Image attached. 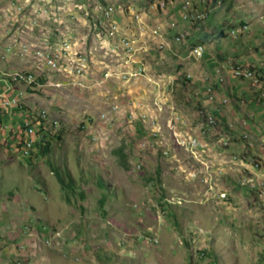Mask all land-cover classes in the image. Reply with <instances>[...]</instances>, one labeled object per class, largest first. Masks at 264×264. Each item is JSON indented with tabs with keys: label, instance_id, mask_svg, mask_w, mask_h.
Segmentation results:
<instances>
[{
	"label": "rangeland",
	"instance_id": "rangeland-1",
	"mask_svg": "<svg viewBox=\"0 0 264 264\" xmlns=\"http://www.w3.org/2000/svg\"><path fill=\"white\" fill-rule=\"evenodd\" d=\"M164 1L0 0V72L27 115L0 133L59 122L47 156L0 137V264H264V0H184V20ZM111 6L144 29L113 32Z\"/></svg>",
	"mask_w": 264,
	"mask_h": 264
},
{
	"label": "built area",
	"instance_id": "built-area-1",
	"mask_svg": "<svg viewBox=\"0 0 264 264\" xmlns=\"http://www.w3.org/2000/svg\"><path fill=\"white\" fill-rule=\"evenodd\" d=\"M184 4H185V1L184 0H178V5H179V8H180V14H181V18L182 20H184ZM133 21L134 24H130V23H122L123 25H121V23L117 22L116 21V14H115V9L114 11L112 12V16H111V20H112V26H119V28L121 26H128L129 28H131V25H138L139 28L141 30H143L144 28H142V20H144V16H137L136 13L133 14ZM142 48H139V47H136V50H140ZM193 53V55H195V53H200V51L198 52H191ZM217 72H218V78H219V83H222L223 82V73L221 72L220 68L218 67L217 68ZM23 75H27V74H23ZM247 79H251V78H247ZM226 101H228V99L226 98ZM17 98H4L3 99V105L5 107H12L14 106L15 104H17ZM113 103H116V102H113ZM131 114L129 113L128 115H125L124 118H126V122L128 121V118ZM41 117L43 118V120L46 122V126H52L54 129L56 128H59V124H53L51 122H49L48 120H46L44 118V116L41 115ZM145 122V120L143 121ZM22 143H21V146H20V150L19 152L22 153L23 155L25 156H28L31 151H32V148L36 145V143L38 142V135L35 134V130L33 127H31L30 123H26L25 125L22 126ZM151 135V138L149 139H157V144L158 145H161L160 144V141L159 139L157 138L156 134H149ZM244 137L245 138H248L246 136V134H244ZM148 139V140H149ZM146 140V141H148ZM202 147L204 146H198V150L202 149ZM137 164H142V163H137ZM226 196H227V193H226Z\"/></svg>",
	"mask_w": 264,
	"mask_h": 264
},
{
	"label": "bare ground",
	"instance_id": "bare-ground-1",
	"mask_svg": "<svg viewBox=\"0 0 264 264\" xmlns=\"http://www.w3.org/2000/svg\"><path fill=\"white\" fill-rule=\"evenodd\" d=\"M158 1V5L159 4H162L163 6H165V1L164 0H157ZM185 8L187 7V6H184ZM184 8V9H185ZM114 11V8L111 6V7H109V10H108V12H106V17L109 19V18H111V16H112V12ZM189 11V10H188ZM191 12H198V11H194V10H192L191 9ZM203 12V11H202ZM208 13V12H207ZM186 14H188V13H186ZM191 15V14H190ZM194 15V14H193ZM193 15H191V17H193ZM185 16V15H184ZM206 15H204V14H202V13H200V14H197V15H195L194 17H195V19L196 20H198V21H201V19L203 20V18L205 17ZM189 16H186V18H188ZM206 18H207V16H206ZM191 19V18H190ZM191 21V20H190ZM198 21H193V19H192V22H198ZM112 31L113 32H116V31H119V27L118 26H112ZM182 34V33H181ZM180 35V34H179ZM179 35H177V37L179 36ZM123 36V35H122ZM183 37L185 36L184 34L182 35ZM126 37V36H125ZM176 37V38H177ZM124 39V38H123ZM130 39V38H129ZM132 40V39H131ZM123 43H124V45L125 46H127V49H132L130 46V43L128 44L127 43V39L125 38L124 40H123ZM130 47V48H129ZM196 49L195 50H193L194 52H198V51H200V53H195V54H197V55H195L196 57H198V58H202L203 56H204V54H205V47L203 46V45H198L197 47H195ZM56 62V60H54V59H51V58H49V60H48V64L51 66V67H53V68H57L58 67V65L57 64H59V63H57ZM143 66H140L138 69H136L135 68V70L134 71H136V72H132L131 73V76H135V75H140L141 73H142V71H143ZM140 69V70H139ZM221 69V68H220ZM139 70V71H138ZM16 73H18V72H15V73H12V74H16ZM30 73V72H29ZM12 74H10L9 75V77H10V79L12 80V81H14L13 79H12ZM24 74H26V73H24ZM127 75V73H124V74H122V75ZM237 74H239V75H241L242 74V72L241 71H237ZM6 74L5 73H2V72H0V82H3L4 80H6V77L7 76H5ZM245 75H248V74H245ZM250 77V76H249ZM18 78V77H17ZM14 82H16V81H14ZM36 83V82H35ZM209 88H211V87H209ZM208 88V89H209ZM17 102H18V100H17ZM43 111H46V110H42L41 112H40V114L38 115V119H37V122H33V121H31V122H29L30 123V125H31V127H33L34 128V130H35V134H37V133H46V129L48 128V127H52V126H46V122L43 120V118L41 117V115L42 116H44V118L46 119V120H48L49 122H51V123H53V124H59V122L57 121V120H51V119H49V117H48V114L47 115H45V113L44 114H42V112ZM46 113H47V111H46ZM145 113H147V112H145ZM144 113V114H145ZM132 114H134V112L132 113ZM135 115V114H134ZM147 115L148 116H151L149 113H147ZM142 116H143V114H142ZM148 117H146V119H147ZM144 119V118H143ZM39 130H41V131H39ZM48 130V129H47ZM155 133H156V135H158V132L157 131H155ZM154 134V133H153ZM41 137V136H40ZM39 137V138H40ZM39 138H38V140H39ZM202 140L200 139V136H195V137H191V139H190V146H191V148L194 150V149H198V146H201L202 145ZM190 149V148H189ZM30 155V154H29ZM222 196L223 197H225L226 195L225 194H222Z\"/></svg>",
	"mask_w": 264,
	"mask_h": 264
},
{
	"label": "trees",
	"instance_id": "trees-1",
	"mask_svg": "<svg viewBox=\"0 0 264 264\" xmlns=\"http://www.w3.org/2000/svg\"><path fill=\"white\" fill-rule=\"evenodd\" d=\"M179 79H180V76L178 77V81H179ZM207 92H208V95H209L210 91L207 90ZM18 107H19V105H18ZM203 114H204L203 115L204 119H206L207 118V113H203ZM36 135H38V138L41 136L40 133H37ZM47 137H48V134L45 133L44 135H42L39 138L38 142L36 143V147L41 149V153L40 154H42L43 156H47L48 153L51 151V142L48 141L49 139ZM21 138H22V134L20 136V141H18L15 146L12 145L11 149L16 147L17 151L20 150V146H21V143H22V140H23V139L21 140ZM18 153H20V152H18ZM116 153L118 155H120L122 158H126V154L124 152V148L123 147L118 148ZM53 169H54L53 170L54 173L57 175V177H58V179H59V181H60V183H61L63 188H65V189H74L75 188L74 180L70 176V174H69V172L67 170L62 169V168H60V167H58L56 165H53ZM159 174H160V172H159ZM160 179H161V177H160ZM160 179H158V181H160ZM96 180H97L96 181L97 184L99 185V187H100V189L102 190V193H103V196L100 199V203H101L102 206H104L106 201H107V199H108V197H110V194H112V192H110V188L106 185V183L101 179L100 176H98ZM162 205L163 206L167 205V203H164Z\"/></svg>",
	"mask_w": 264,
	"mask_h": 264
},
{
	"label": "crops",
	"instance_id": "crops-1",
	"mask_svg": "<svg viewBox=\"0 0 264 264\" xmlns=\"http://www.w3.org/2000/svg\"><path fill=\"white\" fill-rule=\"evenodd\" d=\"M122 30V29H121ZM129 30H130V28L128 27L126 30L124 29L122 32H124L122 35L123 36H127L128 37V35H130L131 36V32L129 33ZM121 35V36H122ZM129 38V37H128ZM113 52V51H112ZM128 72H132V71H125V72H123V73H121V74H124V73H128ZM133 72H136V71H133ZM18 89H16V88H14L13 87V84H10V83H7V82H5V81H3V82H0V97H2V98H0V120L2 119V118H4V117H6L7 115H9V114H15V113H13L14 111H17L18 112V114L19 115H21V116H23L24 118L27 116L26 115V113H25V111L24 110H22L20 107H18V106H12V107H5V106H2L1 105V100L3 99V98H18ZM17 94V95H16ZM9 95H12V97H10ZM12 108V109H11ZM133 113V112H132ZM1 123V122H0ZM202 127H203V125H201ZM22 130V129H21ZM20 130V131H21ZM20 131H15V130H13V131H10V132H8V133H6V134H3L2 132L0 133L1 135H0V137H2V136H9L10 134H13V138H14V140L12 141V143L10 144L11 145V147H12V145L13 146H15L16 145V143L18 142V141H20V134H19V132Z\"/></svg>",
	"mask_w": 264,
	"mask_h": 264
},
{
	"label": "clouds",
	"instance_id": "clouds-1",
	"mask_svg": "<svg viewBox=\"0 0 264 264\" xmlns=\"http://www.w3.org/2000/svg\"><path fill=\"white\" fill-rule=\"evenodd\" d=\"M19 98V97H18ZM18 104V103H17ZM17 104H15L14 106H16ZM18 106V105H17ZM30 118V117H29ZM21 129H22V127H21ZM48 134V133H47Z\"/></svg>",
	"mask_w": 264,
	"mask_h": 264
}]
</instances>
